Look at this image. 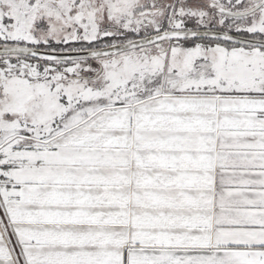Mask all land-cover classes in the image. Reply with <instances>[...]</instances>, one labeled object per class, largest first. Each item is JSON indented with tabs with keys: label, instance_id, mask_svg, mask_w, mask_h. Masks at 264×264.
Segmentation results:
<instances>
[{
	"label": "snow or ice",
	"instance_id": "snow-or-ice-1",
	"mask_svg": "<svg viewBox=\"0 0 264 264\" xmlns=\"http://www.w3.org/2000/svg\"><path fill=\"white\" fill-rule=\"evenodd\" d=\"M0 264H264V0H0Z\"/></svg>",
	"mask_w": 264,
	"mask_h": 264
}]
</instances>
